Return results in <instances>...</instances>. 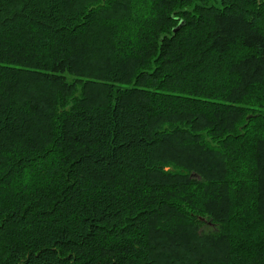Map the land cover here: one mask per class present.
I'll return each mask as SVG.
<instances>
[{
	"label": "trees",
	"instance_id": "16d2710c",
	"mask_svg": "<svg viewBox=\"0 0 264 264\" xmlns=\"http://www.w3.org/2000/svg\"><path fill=\"white\" fill-rule=\"evenodd\" d=\"M0 264H264V0H0Z\"/></svg>",
	"mask_w": 264,
	"mask_h": 264
},
{
	"label": "water",
	"instance_id": "95a60500",
	"mask_svg": "<svg viewBox=\"0 0 264 264\" xmlns=\"http://www.w3.org/2000/svg\"><path fill=\"white\" fill-rule=\"evenodd\" d=\"M181 25H182V22L180 21V22L177 24V26L173 28V32L178 31V30L180 29ZM191 176H192V177H195L196 175H195V174H191Z\"/></svg>",
	"mask_w": 264,
	"mask_h": 264
}]
</instances>
